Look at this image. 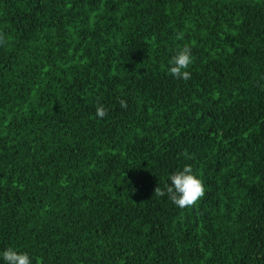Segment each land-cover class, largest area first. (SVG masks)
<instances>
[{"label": "trees", "instance_id": "obj_1", "mask_svg": "<svg viewBox=\"0 0 264 264\" xmlns=\"http://www.w3.org/2000/svg\"><path fill=\"white\" fill-rule=\"evenodd\" d=\"M0 35V264H264V0H0ZM186 165L197 206L154 196Z\"/></svg>", "mask_w": 264, "mask_h": 264}, {"label": "clouds", "instance_id": "obj_2", "mask_svg": "<svg viewBox=\"0 0 264 264\" xmlns=\"http://www.w3.org/2000/svg\"><path fill=\"white\" fill-rule=\"evenodd\" d=\"M177 39H183V33L177 35ZM5 39L0 35V45L5 43ZM193 63L192 49L190 45H184L179 48L175 55L169 61V73L176 79L189 80L191 73L188 71L190 65ZM121 107L127 108V102L121 101ZM108 114L107 109L103 105H98L96 116L103 119ZM187 158L188 154L184 153ZM170 183L164 184L163 187L159 185L154 190V196L167 197L177 207L193 208L199 204L206 194V188L201 178L194 173L191 165H186L182 170H178L169 177ZM5 264H32L28 253H18L12 247L7 248L2 253Z\"/></svg>", "mask_w": 264, "mask_h": 264}]
</instances>
